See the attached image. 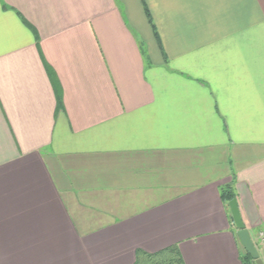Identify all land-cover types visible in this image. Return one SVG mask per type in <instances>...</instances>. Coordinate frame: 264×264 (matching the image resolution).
Returning a JSON list of instances; mask_svg holds the SVG:
<instances>
[{"label":"crops","instance_id":"obj_1","mask_svg":"<svg viewBox=\"0 0 264 264\" xmlns=\"http://www.w3.org/2000/svg\"><path fill=\"white\" fill-rule=\"evenodd\" d=\"M264 263V0H0V264Z\"/></svg>","mask_w":264,"mask_h":264},{"label":"trees","instance_id":"obj_2","mask_svg":"<svg viewBox=\"0 0 264 264\" xmlns=\"http://www.w3.org/2000/svg\"><path fill=\"white\" fill-rule=\"evenodd\" d=\"M222 198L228 203L236 198L232 187H227L222 191ZM244 264H256L248 253L242 257ZM135 264H185L180 254L178 246L168 247L157 253H146L137 251Z\"/></svg>","mask_w":264,"mask_h":264},{"label":"water","instance_id":"obj_3","mask_svg":"<svg viewBox=\"0 0 264 264\" xmlns=\"http://www.w3.org/2000/svg\"><path fill=\"white\" fill-rule=\"evenodd\" d=\"M228 207L230 209L234 226L237 229V236L241 245L250 255V257L256 262V264H264L260 258L257 247L253 242L250 232L247 230L243 222L237 199H233L232 201H230L228 203Z\"/></svg>","mask_w":264,"mask_h":264}]
</instances>
